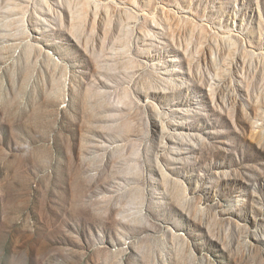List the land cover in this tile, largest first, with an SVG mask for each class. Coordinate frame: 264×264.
Instances as JSON below:
<instances>
[{
    "label": "rangeland",
    "instance_id": "1",
    "mask_svg": "<svg viewBox=\"0 0 264 264\" xmlns=\"http://www.w3.org/2000/svg\"><path fill=\"white\" fill-rule=\"evenodd\" d=\"M0 264H264V0H0Z\"/></svg>",
    "mask_w": 264,
    "mask_h": 264
}]
</instances>
